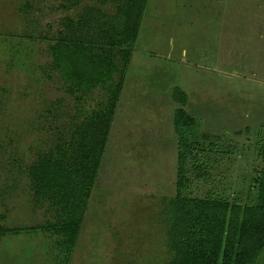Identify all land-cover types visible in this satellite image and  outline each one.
<instances>
[{
  "label": "rangeland",
  "instance_id": "obj_1",
  "mask_svg": "<svg viewBox=\"0 0 264 264\" xmlns=\"http://www.w3.org/2000/svg\"><path fill=\"white\" fill-rule=\"evenodd\" d=\"M226 1V0H225ZM0 0V264H56L55 219L28 177L42 151L52 149L66 118L102 98L70 91L51 70L50 46L66 17L79 18L94 0ZM148 0L108 147L70 264H167L165 198L175 194L177 145L173 97L187 95L207 174L189 166L187 193L256 203L264 135V55L255 39L252 4L187 6ZM212 9H215L213 7ZM101 13H98L100 17ZM240 75H238V74ZM213 149V150H211Z\"/></svg>",
  "mask_w": 264,
  "mask_h": 264
},
{
  "label": "trees",
  "instance_id": "obj_2",
  "mask_svg": "<svg viewBox=\"0 0 264 264\" xmlns=\"http://www.w3.org/2000/svg\"><path fill=\"white\" fill-rule=\"evenodd\" d=\"M94 1L116 3V12L90 5L79 18L66 17L50 46L48 65L70 91L88 94L99 87L102 98L88 112L65 114L67 130L28 170L35 196L55 212L44 227L57 236L56 264H70L75 253L148 2ZM172 97L180 105L173 116L178 139L175 194L164 199L162 209L172 253L167 264H255L264 248V170L256 203L187 193L190 163L196 177L208 172L202 159L208 148L200 145L208 135L198 136L196 119L185 109L186 93L176 87ZM259 145L264 161V135ZM2 234L6 231L0 227V238Z\"/></svg>",
  "mask_w": 264,
  "mask_h": 264
},
{
  "label": "crops",
  "instance_id": "obj_3",
  "mask_svg": "<svg viewBox=\"0 0 264 264\" xmlns=\"http://www.w3.org/2000/svg\"><path fill=\"white\" fill-rule=\"evenodd\" d=\"M183 5H187L189 6H195V7H200V6H209L211 7V13H213L211 15V18L215 17L216 14L218 13V6H220L222 3H229V7H241L244 8L245 4L246 5H250L251 2L250 0H182ZM253 7H256V9L259 11L258 15L259 18L257 19V28L256 30H258V33L256 36H252L253 39H255V42H257L258 46L260 49H257L258 52H261L264 55V0H260V2H258V4H252ZM213 7H215V9H212ZM238 74V73H236ZM240 75V74H238ZM176 137V145H177V136L175 134ZM255 264H264V248L261 251L260 255L258 256Z\"/></svg>",
  "mask_w": 264,
  "mask_h": 264
}]
</instances>
